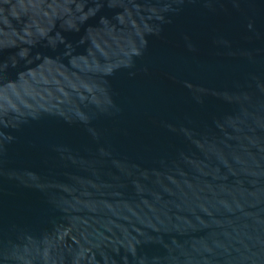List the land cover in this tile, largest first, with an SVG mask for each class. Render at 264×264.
<instances>
[{
  "label": "water",
  "instance_id": "95a60500",
  "mask_svg": "<svg viewBox=\"0 0 264 264\" xmlns=\"http://www.w3.org/2000/svg\"><path fill=\"white\" fill-rule=\"evenodd\" d=\"M0 264H264V0H0Z\"/></svg>",
  "mask_w": 264,
  "mask_h": 264
}]
</instances>
